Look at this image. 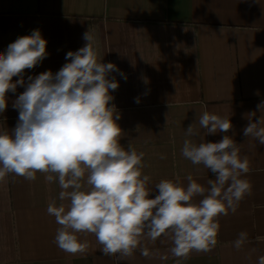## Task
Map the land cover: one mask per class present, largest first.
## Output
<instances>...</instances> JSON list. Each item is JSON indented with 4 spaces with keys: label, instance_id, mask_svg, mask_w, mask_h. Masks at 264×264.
Wrapping results in <instances>:
<instances>
[{
    "label": "crops",
    "instance_id": "crops-1",
    "mask_svg": "<svg viewBox=\"0 0 264 264\" xmlns=\"http://www.w3.org/2000/svg\"><path fill=\"white\" fill-rule=\"evenodd\" d=\"M35 29L47 41L48 56L25 70V80L58 72L69 62V51L86 45L89 29L102 62L126 75L110 74L119 82L111 103L120 114V143L132 142L145 153L143 174L151 177L150 186L163 179L186 186L189 175L207 186L215 175L182 156L184 140L219 142L224 135L235 140L250 162L246 178L252 193L235 213L218 217L212 251L192 252L179 264H258L264 256V239H256L264 238V145L243 130L249 119L259 118L257 105L264 101V0H0V53ZM25 90L18 86L7 94L0 130L15 128L19 112L12 105ZM204 111L227 116L232 128L207 135L197 122L199 135L186 137ZM60 191L40 173L34 181L10 175L0 182V264H177L163 236L142 243L150 257L137 248L125 261L104 255L92 234H80L89 244L84 254L62 251L54 243L59 225L46 211L50 201L59 205ZM240 232L248 240L237 250L233 242ZM164 255L167 259L160 258Z\"/></svg>",
    "mask_w": 264,
    "mask_h": 264
},
{
    "label": "clouds",
    "instance_id": "clouds-1",
    "mask_svg": "<svg viewBox=\"0 0 264 264\" xmlns=\"http://www.w3.org/2000/svg\"><path fill=\"white\" fill-rule=\"evenodd\" d=\"M83 39L86 45L69 51L65 57L69 62L58 72L45 71L27 80L25 70L48 56L41 31L18 37L0 53V113L8 107L9 92L26 88L12 105L19 112L15 128L0 130V182L10 175L34 181L40 173L47 183H58L61 202L50 201L46 211L59 225L54 243L69 254L88 250L80 234L94 235L101 252L119 261L131 258L137 248L150 257L142 243H155L162 236L170 240L169 252L177 264L192 252L212 251L220 229L218 217L229 210L235 213L252 193L246 178L248 157H241L240 147L229 135L199 144L186 138L182 156L194 165L202 164L215 179L205 186L189 175L186 186L168 179L150 186L151 177L143 174L145 153L132 142L127 147L120 143V114L111 103L119 82L110 74L127 77L113 63L102 62L91 29ZM14 77L19 79L13 81ZM257 108L259 118L249 119L243 134L264 145V101ZM197 122L207 135L232 128L227 116L204 111L187 127L186 137L199 135ZM247 240L248 234L240 232L234 247L241 249ZM258 264H264V256Z\"/></svg>",
    "mask_w": 264,
    "mask_h": 264
}]
</instances>
